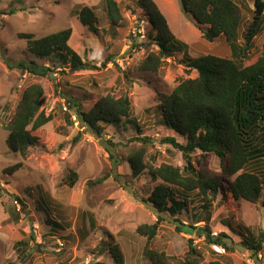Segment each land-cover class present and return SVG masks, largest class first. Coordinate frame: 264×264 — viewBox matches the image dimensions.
I'll return each mask as SVG.
<instances>
[{
	"label": "rangeland",
	"instance_id": "374dc122",
	"mask_svg": "<svg viewBox=\"0 0 264 264\" xmlns=\"http://www.w3.org/2000/svg\"><path fill=\"white\" fill-rule=\"evenodd\" d=\"M153 1L176 39L174 45L188 49V59L224 48L219 40L211 44L200 42L198 25L190 14L182 11L180 0ZM234 1L241 9L244 29L251 18L254 0ZM117 2L125 23L112 34L102 0H0V264H114L107 251L109 236L120 246L124 264H151L146 252L180 256L188 247L194 250L191 257L196 264L210 261L264 264V242L257 256L242 243L247 229L254 234L264 232V191L256 204L229 195L226 198L210 195L209 208L204 211V201L192 193L188 199L196 218H191L184 209L176 216L164 213L159 215L162 220L153 239L147 241L136 233L139 226L157 221L158 214L145 200L161 182L148 171L134 176L128 159L142 149L154 167L185 165L182 154L163 143L165 138L183 142L160 123L155 97L157 93H170L178 79L195 78L196 73L186 67L181 55L168 59L156 74L139 71L141 61L154 50L153 45L143 43V34L151 27L135 2ZM82 6L95 7L100 20L97 32L79 24L77 14ZM65 28L72 30L68 45L91 68L64 74H59L57 69L45 78L10 68L21 61L51 67L48 60H37L26 52V40L19 35L42 38ZM252 44V52L261 49L264 28ZM33 84L42 86V109L52 119L35 134V146L22 159L5 143V124L13 116L23 91ZM64 93L76 98L84 111L90 110L104 95L116 98L126 95L131 102V113L118 126H107L103 137L97 138L75 117L71 116V122L66 119ZM142 137L150 139V143L136 140ZM19 162L20 169L5 173ZM212 164L218 168L216 159H212ZM253 164L249 170L259 173L264 188V157ZM71 173L77 178L72 187L68 185ZM98 179L103 182L95 183ZM13 196L21 199L23 206ZM42 205L50 212L44 211ZM12 209L21 213L17 223L8 220L6 211ZM46 217L61 224L62 230L57 234L50 231L52 225ZM91 217L97 223L92 227L88 222ZM205 219L211 239L225 236L221 237L223 246L206 239L205 223L201 221ZM66 221L72 222L70 228L64 224ZM186 226L195 229L187 230ZM82 228L87 232L84 238ZM30 236L33 240H29ZM20 240L29 241L27 250L16 244Z\"/></svg>",
	"mask_w": 264,
	"mask_h": 264
},
{
	"label": "trees",
	"instance_id": "16d2710c",
	"mask_svg": "<svg viewBox=\"0 0 264 264\" xmlns=\"http://www.w3.org/2000/svg\"><path fill=\"white\" fill-rule=\"evenodd\" d=\"M128 1L136 3L151 27L144 32L143 43L153 45L154 50L141 61L139 71L156 74L168 59L181 55V61L196 73L195 78L178 79L170 93H157L155 97L160 123L174 131L183 142L165 138L163 143L179 151L185 165L182 168L167 164L154 167L153 161L148 156L144 157L145 151L142 149L132 153L128 159L134 176L148 171L152 178L161 182L145 200L158 214L157 221L136 229L138 235L145 236L150 241L155 237L162 220L159 215L165 213L176 216L184 209L191 218L195 217L190 208L192 202L188 199L192 193H196L204 201L203 211L209 208L208 196L214 194L221 195V198L229 195L235 200L251 204L258 203L262 197V177L249 168L264 157V44L260 50L252 52L253 40L264 28V0H254L251 18L243 31L242 12L234 0H180L182 11L190 14L198 25L200 42L211 44L219 40L224 46L220 51L215 49L214 52H207L195 59L186 57V47L174 45L176 39L153 0ZM102 4L108 29L115 34L125 23L119 3L117 0H102ZM77 20L89 31L97 32L100 20L95 7L82 6ZM71 33V28H65L42 38H35L31 34L19 35V38L26 40V52L37 60H48L52 65L49 67L32 61H21L10 68L39 78L51 76L57 69L59 74H64L91 68L68 45ZM43 98L44 90L41 85L27 87L21 94L13 116L5 124V143L11 152L22 159L35 146V134L52 119V115L46 114L42 109ZM62 100L68 111L65 113L66 119L71 122V116L75 117L82 127L97 138L103 137L107 126H118L131 113V102L126 95L119 98L104 95L88 111H84L80 102L68 93L62 94ZM77 140L78 137L73 142ZM136 140L150 143V139L144 137ZM108 153L113 158L111 152ZM213 158L217 160V169L213 167ZM21 166L19 162L6 169L5 173L12 174ZM116 176L119 178L120 175ZM76 179V175L71 173L68 185L72 187ZM102 182L103 179H98L95 183ZM13 197L23 206L21 199ZM262 204L264 206V201ZM42 208L50 212L47 206L42 205ZM6 212L10 223L19 221L20 212L15 209ZM46 218L52 225L50 231L57 234L62 230L61 224ZM60 219L63 220V216ZM201 221L205 223L203 232L206 239L211 244L223 246L221 237L225 236L211 239L208 221ZM88 222L91 227L92 224H97L94 217L88 218ZM64 224L67 228L72 226L71 221ZM186 228L195 229L191 226ZM246 232L247 235L242 239L243 246L257 256L262 250L264 232L254 234L249 229ZM81 233L83 238L87 236L84 228ZM29 240H33V236ZM106 242L108 254L112 256L114 264H124L121 248L113 237L109 236ZM28 243V240L16 242L26 250ZM187 249L180 256H167L163 252H146V256L151 264H196L195 258L191 257L194 250L191 247ZM207 264L223 263L210 261Z\"/></svg>",
	"mask_w": 264,
	"mask_h": 264
},
{
	"label": "crops",
	"instance_id": "0c3cea01",
	"mask_svg": "<svg viewBox=\"0 0 264 264\" xmlns=\"http://www.w3.org/2000/svg\"><path fill=\"white\" fill-rule=\"evenodd\" d=\"M242 24H243V22H242ZM241 28H242V31H243V26Z\"/></svg>",
	"mask_w": 264,
	"mask_h": 264
}]
</instances>
